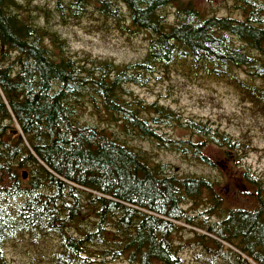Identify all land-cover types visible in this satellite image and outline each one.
Masks as SVG:
<instances>
[{"label":"trees","instance_id":"1","mask_svg":"<svg viewBox=\"0 0 264 264\" xmlns=\"http://www.w3.org/2000/svg\"><path fill=\"white\" fill-rule=\"evenodd\" d=\"M225 9L0 0V264H11L3 248L12 242L27 246L29 264H181L187 245L202 264H264V179L243 172L238 180L250 191H238L252 208H223L221 170L204 151L214 146L241 163L245 142L133 90L183 70L233 88L264 121V0H230ZM93 12L121 36L145 34L142 59L117 64L72 52L56 25L80 26ZM158 151L211 172L178 173Z\"/></svg>","mask_w":264,"mask_h":264},{"label":"rangeland","instance_id":"2","mask_svg":"<svg viewBox=\"0 0 264 264\" xmlns=\"http://www.w3.org/2000/svg\"><path fill=\"white\" fill-rule=\"evenodd\" d=\"M38 5L53 7L55 0H35ZM190 2L194 7L207 14L226 15V6L230 0H182ZM93 9L90 10V12ZM97 13L89 16L80 26H57V30L68 42L69 49L79 55H90L101 59H110L117 64H126L142 59L145 54L147 41L145 34L137 37L121 36L109 25H103L97 20ZM160 79H152L150 85L145 88H133L146 103L157 101L172 110L180 112L185 117L209 124L230 135L232 138L245 142L247 146L246 157L241 163L227 161L224 151L214 146H208L204 150L221 170L222 179L216 189V194L223 208L251 209L253 201L244 192L250 191V187L242 186L238 177L249 170L264 179V121L259 115L250 109L249 105L241 102V99L233 90L223 82H213L187 76L183 70L173 71L168 78L158 75ZM96 118V117H95ZM91 123L99 122L98 119L86 117ZM162 131L178 140H195L188 131L178 128H162ZM149 151L147 143L138 144ZM158 161L176 168L180 173H208L209 168L195 167L185 163L177 153L158 151ZM227 188L226 193L223 192ZM188 208V207H186ZM196 233L203 232L196 230ZM190 237L192 235H189ZM185 236L182 243L188 240ZM27 246L7 243L3 248V254L11 264H29L30 253ZM228 250L227 247H224ZM197 248L185 246L179 253L181 264H202L197 261ZM123 263V262H122ZM115 264H121L117 262Z\"/></svg>","mask_w":264,"mask_h":264},{"label":"water","instance_id":"3","mask_svg":"<svg viewBox=\"0 0 264 264\" xmlns=\"http://www.w3.org/2000/svg\"><path fill=\"white\" fill-rule=\"evenodd\" d=\"M22 178L25 180V179H27V173L26 172H23L22 173ZM226 191H227V188L225 187L224 189H223V192L224 193H226ZM144 213H147V212H144ZM161 219H163V218H161ZM174 224H176V225H178V226H183V227H186V226H184L183 224H180V223H178V222H173ZM213 239H215V238H213ZM216 240V239H215ZM218 242H220L224 247H227L228 249H230V250H233V251H235L232 247H230V246H228L226 243H224V242H221V241H218ZM242 257L244 256V255H242V254H240ZM244 258V257H243ZM245 259H246V257H245ZM247 260V259H246ZM251 264H253L252 262H250Z\"/></svg>","mask_w":264,"mask_h":264}]
</instances>
